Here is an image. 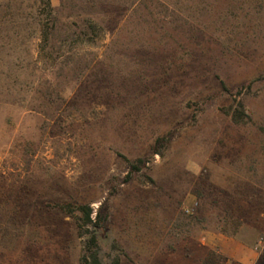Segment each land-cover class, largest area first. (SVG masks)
<instances>
[{"label":"rangeland","instance_id":"rangeland-1","mask_svg":"<svg viewBox=\"0 0 264 264\" xmlns=\"http://www.w3.org/2000/svg\"><path fill=\"white\" fill-rule=\"evenodd\" d=\"M49 2L0 0V264H88L82 204L104 264H264V0Z\"/></svg>","mask_w":264,"mask_h":264},{"label":"trees","instance_id":"trees-1","mask_svg":"<svg viewBox=\"0 0 264 264\" xmlns=\"http://www.w3.org/2000/svg\"><path fill=\"white\" fill-rule=\"evenodd\" d=\"M48 6L54 11L51 6V3L49 0H47ZM87 27H89L94 33L96 31V28L98 27L97 24L94 22H86ZM48 33H45V36L48 37ZM77 41L79 42H92L93 41V34H90L89 32H82L80 34H77ZM79 212L82 213V220L83 224L87 226L86 232L88 233L86 242H85V251H84V260L88 264H104L101 258V248L99 245V239H98V231L103 229L105 227V224L101 220L100 213L96 214V217H93V208L89 205H80L79 206ZM90 227V228H89ZM115 264H118V262H115Z\"/></svg>","mask_w":264,"mask_h":264}]
</instances>
